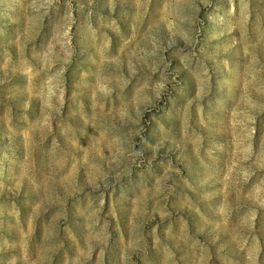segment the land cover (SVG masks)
<instances>
[{"label":"rangeland","instance_id":"374dc122","mask_svg":"<svg viewBox=\"0 0 264 264\" xmlns=\"http://www.w3.org/2000/svg\"><path fill=\"white\" fill-rule=\"evenodd\" d=\"M0 264H264V0H0Z\"/></svg>","mask_w":264,"mask_h":264}]
</instances>
